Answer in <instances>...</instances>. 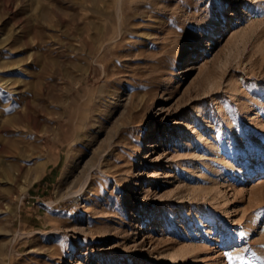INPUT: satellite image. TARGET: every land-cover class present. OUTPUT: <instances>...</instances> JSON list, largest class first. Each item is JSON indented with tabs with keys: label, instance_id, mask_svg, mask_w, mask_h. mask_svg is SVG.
I'll return each instance as SVG.
<instances>
[{
	"label": "rangeland",
	"instance_id": "1",
	"mask_svg": "<svg viewBox=\"0 0 264 264\" xmlns=\"http://www.w3.org/2000/svg\"><path fill=\"white\" fill-rule=\"evenodd\" d=\"M0 264H264V0H0Z\"/></svg>",
	"mask_w": 264,
	"mask_h": 264
},
{
	"label": "bare ground",
	"instance_id": "2",
	"mask_svg": "<svg viewBox=\"0 0 264 264\" xmlns=\"http://www.w3.org/2000/svg\"><path fill=\"white\" fill-rule=\"evenodd\" d=\"M214 33V32H213ZM197 52H195V54H196ZM198 134H200V130H198ZM209 212V210L207 209V207L206 206H204V205H200L199 206V209H198V217L199 218H203V217H205V213H208ZM152 216H149L148 215V221H151L152 220V218H151ZM140 227V226H139ZM136 233V232H135Z\"/></svg>",
	"mask_w": 264,
	"mask_h": 264
},
{
	"label": "snow or ice",
	"instance_id": "3",
	"mask_svg": "<svg viewBox=\"0 0 264 264\" xmlns=\"http://www.w3.org/2000/svg\"><path fill=\"white\" fill-rule=\"evenodd\" d=\"M242 235V234H241Z\"/></svg>",
	"mask_w": 264,
	"mask_h": 264
}]
</instances>
